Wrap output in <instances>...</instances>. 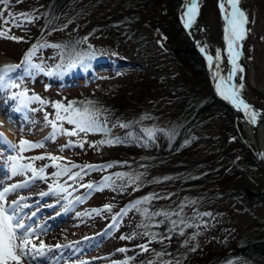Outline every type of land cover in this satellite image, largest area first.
Masks as SVG:
<instances>
[{"label":"rangeland","instance_id":"374dc122","mask_svg":"<svg viewBox=\"0 0 264 264\" xmlns=\"http://www.w3.org/2000/svg\"><path fill=\"white\" fill-rule=\"evenodd\" d=\"M177 1L179 5L173 8V4H177ZM181 2L182 0H65L61 4L63 8L58 11L54 7L55 0H22L20 3L10 0L7 8L0 5L5 16L9 12H26L36 17L32 23H25L22 27L4 25L0 21V28L10 29L9 36L22 37L20 40L0 37L1 66L8 63L20 65L21 63L11 61L9 56L22 54L23 45L28 48L34 43H29V38L33 36H37L35 40L43 38L48 42L59 39L61 40L59 45H67L63 48L64 50H67L68 46L72 47L70 43L76 44L78 53L72 57L93 53V63L100 61L98 64L92 63L93 65H90L88 69L74 68V72L68 75V82L65 81V72L60 79L50 78L49 87L46 83L49 78L46 75L48 67L43 66L45 72L40 73L35 69H29L25 64L10 74L12 78L7 83L17 87L5 86L0 89V100L7 97L11 91L18 94L26 91L28 96L36 95L44 101L67 103L71 99L79 98L80 94L83 97H94L100 93L97 85L110 88L118 87L120 84L124 86L132 84L139 89H132L134 99L139 101L137 95H140L141 98L144 97L143 102L146 104H156L154 111L141 120L138 129H130L121 124L111 128L106 123L108 131L105 134L81 133L79 137L57 135L54 141L45 140L52 133L51 126L45 121V115L47 114L50 120L55 118V109L50 103L28 101L22 105L17 98L16 103L23 114H29L33 121L29 124L27 121H19L17 125L4 119L3 108L0 107L2 119L0 121L2 148L0 150V187L20 183L31 175V172H28L27 175L12 176L10 168L13 157L19 158L18 163H32L36 168L49 165L51 162L47 159L30 160L29 158L47 153L63 157L64 162L70 161L83 165L86 160L96 162L99 158L107 156L112 153L109 149L113 147L119 150L129 147L134 150V154L122 150L119 154L124 160L143 158L150 162L146 167L125 171L124 173L129 175L124 177H117L114 171H110L112 167L95 171L94 174L105 173V176H112L114 180L112 187H106L102 191L87 189L85 193L79 195L82 199L76 201L75 206L64 209L61 204L68 203V199L82 189L80 183L92 178V175L86 177L84 173H81V176L75 180H69L67 175L52 176L51 173L56 169L47 167L46 180L37 179L30 187L9 194V204L20 196L29 198L26 203L31 207L24 209L26 213L24 222L38 229L36 236L33 237L37 246L41 241L46 246L44 251L47 255L37 256L32 260L26 258L24 264H114L116 259L127 260L128 264H140L141 258L128 260V255L117 251L118 248L128 244V240L121 239V236L129 231L130 227L127 228V226L133 224V230L135 232L139 230L138 237L142 238L131 243L130 250L133 253L139 248L138 245L143 244L142 241L150 237V235H143L145 231L152 229L153 232H148L156 233L159 238L168 237L170 236L168 229L172 227L171 221L181 219L192 227L180 225L173 230L176 233V239L172 243V248L163 253V247L158 241L156 243L158 250H151L153 253L163 254L157 255V258L163 260L162 264L165 262L167 264H202L204 260L206 261L204 264H264L262 258L246 257L237 252L247 244L264 241V202L261 201L262 197L257 201L253 197L254 192L264 193V173L256 162L242 123L235 119L224 105L223 107L211 106L207 101L212 94L210 82L207 80L205 83H198L196 78L190 82L192 85L188 84L198 94L191 102L201 103L203 108L198 116L188 115L192 110L190 106L185 107L188 103L183 104V101L177 99L175 95L169 93L166 95L167 85L162 80L153 82L159 74L170 73L174 80L186 83L187 74L183 68L175 65L174 60L166 56L168 53H160L158 58L164 59L165 65L161 63L155 72L144 57H141L144 61L138 57L139 52L145 50L144 46L141 45V48H138L132 44V39L129 41L125 39L124 33L134 26L141 34L153 36L154 41L165 51L168 44L166 41H171L176 46L182 41L186 43V38L181 33L177 22ZM199 2L197 17L209 26L208 40L213 44L206 42L205 50L208 54L215 56L214 46L222 48L224 45L220 37L218 1L199 0ZM240 6L249 14L250 19L255 20L254 24L249 25L251 32L248 39L242 42L244 57L239 62L244 68L245 87L242 96L264 110V93L249 83L250 72L253 70L256 83L264 87V39H261L264 37V0H240ZM136 7L139 9L138 14L142 17L141 25H137L134 19H128L130 12H134ZM164 9L168 16L163 14ZM117 18H120L119 24L113 26L110 31L115 36L117 32L116 38H120L115 42L103 31L102 25L107 19ZM194 26L197 27L199 41L204 43V36L200 35V31L203 30L198 26L197 20ZM132 33L138 34L133 28ZM85 37H87L86 41ZM64 52L67 55L70 54L67 51ZM120 52L133 55L119 56ZM72 57L70 63H77ZM222 57L216 62L220 72L225 69L224 57ZM19 58H23V55ZM47 59L46 54L39 53L31 59V62L38 64L40 60ZM61 65L65 66L67 63L62 62ZM29 71L31 75L28 74ZM42 74L45 75L43 80L34 77L42 76ZM140 75L152 81L149 89L141 86L139 82L140 86L136 85L137 77ZM70 82L77 84L72 85ZM239 82L237 77L235 83ZM63 126L67 129L73 127L67 122H64ZM2 129L10 132L11 138L9 135L6 137ZM135 129L137 130L134 131ZM149 132L152 133L151 136ZM21 139L44 142V146L21 152L19 151ZM81 139L87 141L83 148L72 147L60 151L61 145L67 141L79 142ZM104 139H119L120 142L116 143L118 145L116 147L115 143L97 145V147L89 146ZM107 164L105 161V165ZM75 169H72V172H76ZM135 176H139V180L133 184L129 177ZM165 177L169 179H164ZM56 183L63 185L65 190L44 197L38 196L40 192H48L50 186L55 187ZM96 186L99 187V185ZM125 187H128L129 196L136 194L134 189L142 187H145L147 196L154 194L155 198L140 206L141 209H147L149 215L132 209L127 212L125 219L118 223L117 227H112L103 235H98V231L100 232L109 218L106 213L101 214L104 205H109L113 197L125 192ZM142 197L144 196L135 195L133 201ZM191 201L195 203H189ZM51 205L54 207H50ZM93 209L102 211L97 214L92 211ZM33 212L36 213L34 217H32ZM157 212H167L171 215L151 216V213ZM205 212L211 213V216L197 215V213ZM176 213L180 215L177 216ZM159 220L163 222L161 226H159ZM142 225H148V227L145 228ZM181 229H183L182 235ZM94 232H97V235H94L96 234ZM85 237L93 239L85 240ZM170 244L166 245L165 242L166 246ZM56 245L62 247L57 248Z\"/></svg>","mask_w":264,"mask_h":264},{"label":"snow or ice","instance_id":"6c2138e0","mask_svg":"<svg viewBox=\"0 0 264 264\" xmlns=\"http://www.w3.org/2000/svg\"><path fill=\"white\" fill-rule=\"evenodd\" d=\"M17 3L22 2V0H16ZM10 0H0V5H4V8H7ZM240 0H218V8L221 13V19L223 21V33L224 40L227 43V53L229 57V61L232 65L231 71L227 75H221L219 70L213 72L214 77V87L217 94L222 97L225 101H228L232 104L238 111H242L245 114L246 120L248 123L253 126L257 123V116L259 113L246 101V99L242 96V92L244 90V68L238 63L240 56L242 55V46L243 41L248 39L249 34L251 32V28L249 25L254 24L255 20L250 19L249 14L239 7ZM199 14V0H187V4L185 5V12L182 13L181 19L184 21V26L186 28H190L196 21V18ZM36 19V17L31 16L29 13H8L7 16L4 14V10L0 9V21L3 22L4 25H12L14 27H22L25 23H32ZM66 27V25H65ZM9 28H0V37H5L8 39L20 40L22 37L9 36L8 32ZM85 41L87 37L84 38ZM264 39V37H261ZM61 47V45H48V44H36L29 50L26 54L25 60L20 65H12L5 64L0 66V89L5 86L8 87H17V85H12L7 83L12 77L11 73L15 72L18 68L23 67L25 64L29 69H35L40 73H44L45 69L41 64H34L31 62V58L35 55L36 51H38L42 47ZM202 53H205L206 60L208 62V66L210 69L214 67V64L218 62L221 58L220 51H216L215 57L213 55L206 54V50L204 47L200 48ZM91 57H89L90 59ZM85 63L84 58L79 59V65L82 66ZM78 64L76 62L70 63L67 66V70H71L77 68ZM31 75V72L28 73ZM54 73L52 71H48L46 75L52 76ZM238 77L239 83H235L236 78ZM13 98H19L21 104H25L28 101H38L41 104H51V106L55 109V118L49 119L48 115H45V121L52 128V133L45 138V140H55L57 135H67L69 137H79L81 133H107V128L104 124H102L97 118L98 110L91 107L93 102H88L89 107H77L76 105L79 103L77 101H68L64 103L62 101H44L41 97L33 95L28 96L27 92H23L19 94V97L14 96ZM64 122L72 125L71 129L64 128ZM152 133L149 132V136ZM119 139H104L93 144L89 145L90 147H97V145L108 144L111 145L113 143H119ZM87 143L86 140L81 139L79 142H74L72 140L67 141L65 144L61 145L60 151H64L65 149H69L72 147L83 148L84 144ZM44 146V142H31L28 140L21 139L19 142V151L23 152L33 148H40ZM264 158V155H262ZM18 157L11 158V168L10 172L12 176L16 175H27L28 172H31V175L28 179L20 182L11 184L8 187H0V264H24V260L27 258L29 260L35 259L37 256H45L47 253L44 251L46 246L41 241L39 246L34 242L33 237L36 236V232L38 229H34L31 227V224L25 223L24 213L25 208H30L31 205L27 204L26 201L29 199L28 197L20 196L17 199L13 200L11 204L8 203V196L11 193L16 192L19 189H26L31 186V184L37 179H47L45 175V169L47 167H54L56 169L55 172L51 173L54 177H62L67 175L69 180H75L76 178L81 176V173L87 174L85 170H103L105 168H111L113 165H77L70 161L63 162V157L53 155L51 153L38 155L35 157L29 158L30 160H49L51 163L49 165H44L40 168H36L32 163L21 164L18 163ZM79 168V172H72V169ZM117 177L128 176L127 173H116ZM131 183L135 184L139 180V176L129 177ZM164 179H169L165 177ZM159 182V181H157ZM112 176H105L102 178V182L97 187L93 183L81 184L80 187H85L89 190H103L106 187H112ZM65 190L64 186L56 183L55 187L50 186L48 192H40L38 196L44 197L48 196L54 192H63ZM137 190V189H134ZM155 198L154 194L144 196L141 199H138L134 202H131L126 208H123L116 215L112 217L113 223L109 225V228L118 226V218L127 214L128 211L132 209H136L137 211H142L143 214L149 215L147 209H141V205L147 203L151 199ZM82 197H77V201H80ZM189 203L194 204L195 201H191ZM50 207H54L51 205ZM112 205H104L103 210L111 211ZM182 210V207H181ZM93 212L99 214L101 209H93ZM164 215L165 217L170 216V213H151V216H159ZM36 215L35 212L32 213V217ZM79 215V214H78ZM175 215L179 216L180 213H176ZM197 215L202 216H211V213H197ZM151 216L149 218H151ZM31 219V217H28ZM172 227L168 229V231H173L178 228L180 225H184L185 227H192V225H188L184 220H172ZM147 228L148 225H142ZM42 230V229H40ZM181 235L183 234V229H181ZM137 233H133L132 236H121V239H133ZM143 235H150L152 240L157 238L156 233H149L145 231ZM85 240L93 239L91 237H85ZM163 239H171V237L161 238V242ZM151 243V240L148 242ZM187 243V241L185 242ZM57 248L62 247L60 245H56ZM142 252L148 251V247L146 244L138 245ZM193 251L195 249H192ZM51 251V249H48ZM118 252H126L127 249L120 248L117 249ZM157 255H163L162 253H157ZM114 264H128L127 260L114 262ZM151 264V262H149ZM167 264V262H165Z\"/></svg>","mask_w":264,"mask_h":264},{"label":"trees","instance_id":"16d2710c","mask_svg":"<svg viewBox=\"0 0 264 264\" xmlns=\"http://www.w3.org/2000/svg\"><path fill=\"white\" fill-rule=\"evenodd\" d=\"M65 2V0H55V8L58 11L59 9H62L63 6L61 4H63ZM179 5V1H177V4H173V8H176ZM125 7V6H124ZM55 14V12H53ZM119 13V12H118ZM139 13V9L136 7L134 12H130V17L128 18L129 20H133L137 23V25H141L142 23V17ZM170 16V15H169ZM105 20V19H104ZM120 22V18L117 19H107L102 27H103V31H105L107 33V35L111 37V39H113V41L117 42L118 39H120L119 37L116 38L117 36V32H116V36L115 34H111L110 31L113 28V26L118 25ZM177 22L179 23V20H177ZM132 28L135 30V32H137L138 34H134L132 33ZM131 29H129L125 34V39L127 41H129V39H132V44L137 46L138 48H141V45L144 46L145 50H141V52H139L140 56H138L141 61L145 59V61L148 62V64L151 65L152 69L157 70L158 66L161 65V63L163 65H165L164 59H160L158 57H160V53H168V57H170L171 59H173L175 62V65H178L180 67L183 68V70L186 72L187 76H186V83L185 81H178V80H174V77L170 75V73H165V74H159L156 78L155 81L156 82L158 80H162L163 82H165V84L167 85L166 88V95L169 93L170 95H175V97L177 99H180L183 101V104L188 103L185 107L190 106V108H192V110L189 112L188 115H193L195 114V116H198L203 108V104L201 103H192L191 101H193L194 97H196L198 94L196 91H194L193 89H191L190 86H188V84L193 80H195L199 83H205L207 82V80L210 82V78L208 75V71L202 61V59L200 58V56L198 55V53L195 51V49L193 48V46L191 45L189 39L187 38L185 32L183 31L180 23H179V28L181 33H183L184 37L186 38V43H184L183 41L180 43L176 44H172L171 41H166L168 44L167 46V50L165 51L164 48L160 47L152 38L153 36L151 35H144L141 34L138 28H135L134 26H132ZM132 37V38H130ZM37 38V36H33L30 37L29 39V43L34 42L30 47L25 48L26 46L23 45V53L22 54H13L10 57H13L15 59H18L19 57H21L23 55V58L26 57V54L29 52V50L33 47V45L36 44H48V45H59L58 43L61 42V40L57 39L54 40V42H48L46 41V39L44 40L43 38H40L38 40H35ZM71 46L67 47V50H64L63 48H65L67 45L61 46L59 48L57 47H42L40 48L38 51H36L35 55L32 56L35 57L37 56V54L41 53L43 55L46 54V56L48 57L47 60L43 61L40 60V62H38V64H41L42 66H46L49 68L50 71H52L54 74L52 76L58 77L60 75L63 74V72L65 71H69L67 70V66L70 64V61H72L71 57L78 53V47H76V44H72L70 43ZM186 45V46H185ZM76 47V48H75ZM22 49V50H23ZM48 55H47V52ZM64 51L69 52L70 54L67 55ZM7 54V53H4ZM119 56H125V55H133V54H127L124 52H120L118 54ZM134 55H137L136 53H134ZM84 58L85 63L80 66L79 65V59L80 58ZM89 57H91L89 59ZM141 57H144L141 58ZM31 58V59H32ZM74 58V60L77 61V64L79 67H83L85 69L90 67V64L93 61V53H85L82 54L80 56L72 57ZM62 62H66L67 65L62 66L61 63ZM70 71H73V69H71ZM141 83V86H146L147 89L150 88V83L152 82L151 80H149L148 78H146L143 75H140L137 77V86H140L139 83ZM131 83V82H130ZM190 85H192L190 83ZM98 91L100 92L99 94H96L94 97H83L82 94H80L76 99H71V101H77L79 102L76 106L77 107H89L88 102H93L91 107H93L94 109L98 110L97 112V119H100L102 121H100L102 124H104L105 126L107 125L106 123H108V125L112 127H115L119 124L127 127V128H137L138 126H140L141 120L151 112L154 111L156 104L153 103L152 105H148L145 102H143V98L140 97V95L138 96V100L134 99V92L132 89H136L139 90L137 88H135L132 84H127L126 86H124L123 84L118 85V87H110V88H106V87H100L97 85ZM102 90V91H101ZM60 92V91H59ZM80 93V92H79ZM189 95V96H188ZM169 97V96H167ZM193 97V98H192ZM207 101L210 103L211 106H219V107H223V104L221 102H219L212 94L207 98ZM225 106V105H224ZM185 109V108H183ZM225 109L229 110V108L227 106H225ZM231 113V112H230ZM138 129V128H137ZM137 129H135L134 131H136ZM105 134V133H102ZM116 143H115V147H116ZM118 146V145H117ZM122 150H126L128 153L131 152L134 154V150L130 149L129 147H124V149ZM122 150H119L117 148L114 149V147L112 149H109V152L112 151V153H109L107 156L101 157L99 158L98 161L93 162L90 160H86V162L83 163V165H105V161L108 164H112V169H110V171H114L115 173L120 172V173H124L125 171H132V170H136L139 167H146L147 164H149L150 162L147 159H143V158H131L129 160H124L123 156H121L119 153H121ZM132 161V162H130ZM64 162V161H63ZM79 163H82L80 161H77ZM79 171V170H78ZM87 175H91L93 172L95 171H99V170H85ZM108 172V171H106ZM105 173H101V175L99 173H95L94 175H92L93 177L90 179H87L83 184H88V183H98V182H102V178L100 176L104 175ZM86 175V174H85ZM114 183V180H112ZM112 183V185H113ZM145 187L142 188H137V190H135L132 195L129 196L128 193V187H125V192L118 194V196L113 197V201H110L109 205H112V210L111 211H107V210H103V212L101 213L102 215H105V213L107 215H109V218H112L114 215H116L118 212H120L121 209L126 208L131 202L133 201V197L135 195H137L138 197L140 196H147L148 193H146L147 191H145L144 189ZM117 191V190H116ZM122 191V190H121ZM120 191V192H121ZM118 193V192H116ZM253 196L260 200L261 197L263 198L261 201L264 202V193H258V192H254ZM136 198V197H135ZM134 198V199H135ZM107 205V204H106ZM125 216L119 217L117 223H120L122 220L125 219ZM159 223L161 226L163 223L162 220H159ZM130 227V228H129ZM127 228H129L128 232L125 233L124 236H132L133 233H138L135 232L133 230L134 226L133 224H129L127 226ZM134 231V232H133ZM149 232H153L152 229L148 230ZM171 239H163V242H161V238H159V235H157V238L155 240H152L151 236L149 238H147V240L142 241L143 244H146L148 247V251L146 252H142L140 250V248H137L133 253H131L130 250V246L131 243L137 242L138 238L142 239L140 237H138V234L133 238V239H125V241L128 240V244L125 247H121V248H125L127 249L126 252H124L126 255H128V260L131 259H137V258H141L142 260L140 261V264H149V262H151V264H162L163 260L161 258H157V253H153L151 250L157 251L158 250V244H156L158 241L160 243V245L163 247V253L165 252V250H168L170 248H172V243L175 241L176 239V233L174 231H170L169 232ZM169 237V236H168ZM151 240V243H148ZM169 243H171L169 246H166ZM120 249V248H118ZM236 252V251H235ZM237 252L242 253L244 256L246 257H251V258H262L264 259V241H258L255 243H250L245 245L243 248H240ZM172 253H176V252H172ZM117 258V256H116ZM149 258V259H148ZM122 261V259H116V262ZM199 262V261H197ZM206 261H202V264H204Z\"/></svg>","mask_w":264,"mask_h":264},{"label":"water","instance_id":"95a60500","mask_svg":"<svg viewBox=\"0 0 264 264\" xmlns=\"http://www.w3.org/2000/svg\"><path fill=\"white\" fill-rule=\"evenodd\" d=\"M186 4H187V0H183L181 3V7L183 8V11L181 12L180 16H182V13L185 12V5ZM219 13H220V10H219ZM165 14H166V10H165ZM181 24H182V27H183L186 35L188 36L189 40L191 41L194 49L199 54V56L202 58L205 66L207 67V69L210 73L211 87H212L213 95L215 96V98L217 100H219L220 102L227 105L230 108V110L232 111V113L234 114L235 118H239L243 122V127L245 129L247 128L250 131L251 138H252L251 142L253 145V150H254V153L256 156V160L259 163L262 171L264 172V158H262V155H264V145L261 146L260 141H259V133L262 130V132H263V143H264V110H262L261 108H259L255 104L250 103L246 100L257 112L258 111L261 112V114L258 112L259 115L257 116V123L255 126H253L252 124L247 122L245 114L242 111H238L232 104H230L228 101H225L222 97H220L217 94V92L215 91V87H214L215 81H214V77H213V72L218 70L216 63L214 64V67L212 69L209 68L205 53H202L200 51L201 45L199 44V42L195 36L193 26H191L190 28H186L184 26V21L182 19H181ZM220 27H221V39L223 40L224 39L223 38L224 33H223V21L221 19V13H220ZM207 28H208V26H207ZM231 68H232V65L229 61V63L226 65V67H225L224 71L221 73V75H227L231 71Z\"/></svg>","mask_w":264,"mask_h":264},{"label":"bare ground","instance_id":"6f19581e","mask_svg":"<svg viewBox=\"0 0 264 264\" xmlns=\"http://www.w3.org/2000/svg\"><path fill=\"white\" fill-rule=\"evenodd\" d=\"M199 7H200V2H199ZM239 7L241 8L240 4H239ZM197 22H199L198 26L201 27L202 30H203L202 32L200 31V35L204 36V43H201L199 41L200 37H199V34L196 31L197 27L195 28V26L193 27L194 33H195V36H196L197 40L199 41L201 47L205 48V46H204L205 43L206 42L210 43L209 40H208V34H209V32H208L209 30L208 29H209V26L207 24L201 22L199 19H197ZM206 25L208 26V28H207ZM223 42H224V45H223L222 48H217L216 46H214V48H215V53H216V51H220L221 56L224 57V58L222 57L223 61H224V65H227L229 63V57H227V43H226L225 40H223ZM213 57H215V56H213ZM243 57H244V51L242 49V55L240 56V59L243 58ZM240 59H239V61H240ZM249 83L253 87H255L256 89L261 90L264 93V87L262 85L257 84L256 81H255L253 70H251V72H250ZM14 96L19 97V94L17 92L11 91V92H9L7 94V97H3V99L0 100V107L3 108L2 112L4 114V119L6 121H8V122H12L15 125H17V122H19V121H27V124H29L30 122L32 123L33 122L32 118L29 117V114L28 115H24L23 114V111L21 110L20 106L16 103V101L18 99L17 98H13ZM13 102H15V104ZM259 113L261 114V112H259ZM26 114H27V112H26ZM1 120L2 119L0 118V121ZM4 128H6V127H4ZM11 128H13V127H11ZM2 131H3L2 133H4V135H6V137H8L7 135H9V137H10V132L8 133L5 129H2ZM245 133H246L247 138L251 142V140H252L251 133H250V131L247 128L245 129ZM259 141H260L261 146L264 145L262 130L259 133Z\"/></svg>","mask_w":264,"mask_h":264}]
</instances>
